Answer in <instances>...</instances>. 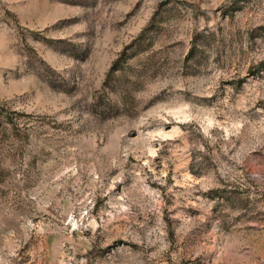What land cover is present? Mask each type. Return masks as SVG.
<instances>
[{"label":"rangeland","instance_id":"1","mask_svg":"<svg viewBox=\"0 0 264 264\" xmlns=\"http://www.w3.org/2000/svg\"><path fill=\"white\" fill-rule=\"evenodd\" d=\"M239 3L0 0V264H264V0Z\"/></svg>","mask_w":264,"mask_h":264},{"label":"trees","instance_id":"2","mask_svg":"<svg viewBox=\"0 0 264 264\" xmlns=\"http://www.w3.org/2000/svg\"><path fill=\"white\" fill-rule=\"evenodd\" d=\"M240 7V3H239V0H230V7L229 9H235V8H238ZM118 63V60L116 61L115 65H117ZM114 65V69L116 68ZM264 70V59H262L259 64H258V71H263Z\"/></svg>","mask_w":264,"mask_h":264}]
</instances>
